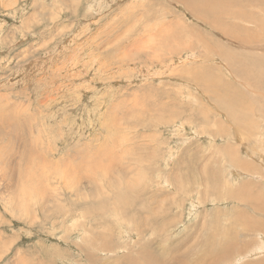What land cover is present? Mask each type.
<instances>
[{"label": "rangeland", "instance_id": "rangeland-1", "mask_svg": "<svg viewBox=\"0 0 264 264\" xmlns=\"http://www.w3.org/2000/svg\"><path fill=\"white\" fill-rule=\"evenodd\" d=\"M262 58L264 0H0V264H264Z\"/></svg>", "mask_w": 264, "mask_h": 264}, {"label": "bare ground", "instance_id": "bare-ground-1", "mask_svg": "<svg viewBox=\"0 0 264 264\" xmlns=\"http://www.w3.org/2000/svg\"><path fill=\"white\" fill-rule=\"evenodd\" d=\"M141 33V32H140ZM129 45V44H128ZM130 46V45H129ZM174 49V48H173ZM175 50V49H174ZM262 60H263V63L262 64H264V58H262ZM263 69H264V67H262V68H260L259 70L260 71H263ZM235 94V93H234ZM226 95V94H225ZM236 95V94H235ZM230 97L231 96H228V95H226V96H222V98H221V100H222V102H224V101H227L228 102V104H229V100H230ZM237 97V96H236ZM217 99H220V97H217ZM235 98L233 97L232 98V101L234 102V104L235 103H237V101H235L234 100ZM238 99V98H237ZM236 99V100H237ZM240 101H238V103H239ZM247 105H248V103L247 102H244L243 104H242V109L243 108H246L247 107ZM23 160V159H22ZM31 164V163H30ZM12 165V164H11ZM15 171V170H14ZM18 172V171H17ZM29 173V172H28ZM11 174H16V176H19V179H20V181L22 182V185H23V177H24V175H25V173H24V175H22V172L21 171H19V173H13V171H12V168L9 166V162L7 161V160H0V177L1 178H4L5 179V181L7 182V184H9L10 182L8 181L10 178H12L11 177ZM30 175V174H29ZM31 176V175H30ZM30 176H29V178H30ZM26 177H28V176H26ZM14 178H16V177H14ZM13 178V179H14ZM8 179V180H7ZM25 180V179H24ZM17 188V187H16ZM27 193V192H26ZM26 195H28V193L26 194ZM214 261V260H213ZM152 264H153V262H152ZM246 264H249V263H246Z\"/></svg>", "mask_w": 264, "mask_h": 264}]
</instances>
